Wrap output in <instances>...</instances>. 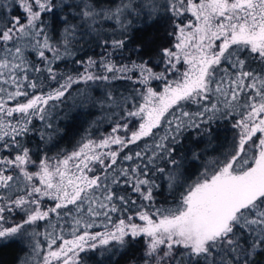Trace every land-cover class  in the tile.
Returning <instances> with one entry per match:
<instances>
[{"label":"snow or ice","instance_id":"1","mask_svg":"<svg viewBox=\"0 0 264 264\" xmlns=\"http://www.w3.org/2000/svg\"><path fill=\"white\" fill-rule=\"evenodd\" d=\"M6 249L264 264V0H0Z\"/></svg>","mask_w":264,"mask_h":264},{"label":"trees","instance_id":"2","mask_svg":"<svg viewBox=\"0 0 264 264\" xmlns=\"http://www.w3.org/2000/svg\"><path fill=\"white\" fill-rule=\"evenodd\" d=\"M67 146V141L65 142ZM13 252L10 249L4 250L2 253H0V259L4 261V264H10V261L12 259Z\"/></svg>","mask_w":264,"mask_h":264}]
</instances>
